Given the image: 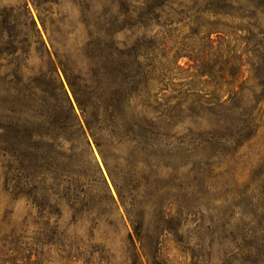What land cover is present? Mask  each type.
Here are the masks:
<instances>
[{
  "label": "trees",
  "instance_id": "trees-1",
  "mask_svg": "<svg viewBox=\"0 0 264 264\" xmlns=\"http://www.w3.org/2000/svg\"><path fill=\"white\" fill-rule=\"evenodd\" d=\"M74 2L83 35L56 12L58 0L34 1L49 45L28 4L0 13L5 191L36 211L34 222L43 227L47 244L73 264H109L104 246L73 234L78 225H88L91 237L102 226L118 229L117 200L88 130L149 263L170 264L161 247L165 232L178 235L186 227L178 219L190 217L195 207L172 215L175 204L164 196L175 187L161 186L162 174L182 170L194 177L205 152L220 178L244 161L251 167L249 185L220 194L196 245L231 247L243 264H264V0ZM123 33H131L130 39L120 40ZM32 51L39 66L30 65ZM170 57L178 64L188 59L199 85H174L165 95ZM206 84L213 91L205 93ZM108 153L117 154L115 172ZM141 184L155 198L152 221L137 215ZM182 192L195 197L194 183ZM174 220L179 223L170 227ZM128 239L127 254L141 264L133 235Z\"/></svg>",
  "mask_w": 264,
  "mask_h": 264
},
{
  "label": "rangeland",
  "instance_id": "rangeland-1",
  "mask_svg": "<svg viewBox=\"0 0 264 264\" xmlns=\"http://www.w3.org/2000/svg\"><path fill=\"white\" fill-rule=\"evenodd\" d=\"M34 1L35 0H0V13L4 8L28 4L42 31L46 43L49 45L48 36L43 31L35 10ZM58 2L59 5L55 6L56 12L63 14L62 16L64 17L66 16L70 23L79 28V34L83 35L85 32L83 26H80L79 23L81 19L80 9L75 4L74 0H58ZM130 37L131 33H123L119 36L120 40H129ZM31 55L30 65L39 66L41 62L35 51H32ZM55 60L54 58V61ZM166 64L170 70V82L169 86L165 88V95L169 96L172 93L174 85L188 84L191 82L195 85H199V83H197L199 80L195 78L196 71L192 67L193 64L188 59L181 60L178 64L170 57ZM62 78L74 103L76 113L84 123L81 111L75 102L63 74ZM201 87H204L201 89H204L205 93L213 91L211 85L206 84ZM86 134L87 139L91 143L94 155L102 167L117 200L118 212H116L115 219L118 223V229L113 231L102 226L100 229L96 230L93 233V237H91L88 225H78L73 229V234L78 240L83 239L88 245L90 241L91 246L99 247V244L104 246L103 248L110 254L109 264H135V259L127 254L128 236L132 234L138 254V262L141 264H150L127 218L125 209L119 200L118 193L109 176L96 143L88 130ZM124 151L127 152V150ZM128 151L130 152V150ZM108 155L109 157L111 156V158H109V166L114 171L117 164L112 156L117 154L108 153ZM201 158L200 165L194 177H189L187 173L186 175L185 173L183 174L182 170L179 172L166 170L162 174L163 177L161 178L160 185L168 188L175 187L172 191H167L164 196V201L167 202V204L171 202L175 204L171 208L172 215L179 217V214L183 212L182 210H184L185 207L189 206L192 209L195 207L194 213L190 215V217H187L189 215H183L182 218L180 217V219H178L183 225L184 223L186 224V227L183 228L178 235L172 230L165 232V237L161 245L163 254L167 257L170 264H243L242 257H239L238 251L234 248L210 249L207 246L197 247L196 244L198 239L203 238V234L207 232L203 227L211 225V219L215 216L217 200L220 194L223 196L225 193L229 192L239 193L244 191L249 185L248 177L251 167L249 168L247 163L243 161L239 166L237 165L236 168L227 170V173H224L220 178L218 177V171L212 166L213 163L209 161L208 153H203ZM179 165L180 162H175L173 164L175 168H179ZM238 167H240L242 171L238 169ZM116 173L118 172L116 171ZM145 175H147V173H144V176ZM184 177L186 179H184ZM174 178H177V180ZM2 180L0 170V264H73L67 259L66 255L61 252L59 247L47 244L45 241L47 237L42 229L43 227L34 222L36 211L32 210L24 200H13L5 191ZM189 181L194 183L196 193L195 197L185 198L182 187ZM139 189L142 192V197L138 199L141 207L137 209V215L143 216L146 214L148 217L147 219L152 221L157 213L154 212L150 201H154L155 198L144 194L145 189L143 184L139 186ZM122 218H124V221ZM184 219H186V222ZM191 220H195L196 222L191 224L188 222ZM123 222L126 223V227ZM178 223L179 222L174 220L170 227ZM200 225H203V227H200ZM13 229L16 230L15 234L12 233ZM18 238L19 241L17 243Z\"/></svg>",
  "mask_w": 264,
  "mask_h": 264
}]
</instances>
